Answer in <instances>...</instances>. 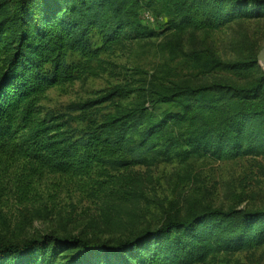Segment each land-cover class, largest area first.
<instances>
[{"label": "rangeland", "instance_id": "rangeland-1", "mask_svg": "<svg viewBox=\"0 0 264 264\" xmlns=\"http://www.w3.org/2000/svg\"><path fill=\"white\" fill-rule=\"evenodd\" d=\"M0 1L10 14L17 0ZM129 1L125 38L102 51L80 79L50 87L40 106L69 114L73 105L116 90L122 97L103 103L102 113L183 115L161 131L162 141L178 140L175 150L154 163L113 169L112 176H0V243L55 235L114 245L207 210H264V137L256 134L258 123L264 129V87L253 96L212 93L164 102L178 88L255 85L264 76L257 59L264 49V3ZM248 112L257 126L244 117ZM235 124L248 132L238 136ZM198 136L208 138L207 153L181 157ZM257 136L256 151L230 157L233 144L245 148ZM219 147L217 158L211 150ZM203 226L204 236L173 231L169 238L186 252L191 241L201 244L209 235L189 264H264L258 224L245 228L233 218ZM247 233L236 247V236Z\"/></svg>", "mask_w": 264, "mask_h": 264}, {"label": "trees", "instance_id": "trees-1", "mask_svg": "<svg viewBox=\"0 0 264 264\" xmlns=\"http://www.w3.org/2000/svg\"><path fill=\"white\" fill-rule=\"evenodd\" d=\"M129 7H133L129 0H17L8 14L7 5L0 1V176H112L109 172L113 169L154 163L175 150L178 140L172 137V142L162 141L161 131L183 121V115L165 113L161 117L157 112H130L117 117L102 113L103 103L122 97L116 90L73 105L69 114L40 106L50 87L80 79L102 51L125 38L130 32L126 30L131 22ZM100 41L101 46H96L94 42ZM263 87L264 76L250 87L215 84L178 88L164 102L189 96L204 98L212 93L253 96ZM244 117L257 126L254 112ZM247 132L242 126L235 131L238 136ZM256 134L264 137L259 123ZM207 140L198 136L193 148L179 155L188 159L206 154L211 148H207ZM258 143L259 137L250 140L245 148L233 144L230 157L256 151ZM211 151L221 157L222 148ZM233 218L245 228L258 224L256 233H264V210H207L114 245L55 235L2 242L0 264H189L200 246L203 251L209 235L201 244L191 241V247L184 252L181 246L169 242L171 233L185 231L204 236L207 231L204 226L200 228L203 223ZM247 235L236 236V247L244 243Z\"/></svg>", "mask_w": 264, "mask_h": 264}, {"label": "water", "instance_id": "water-1", "mask_svg": "<svg viewBox=\"0 0 264 264\" xmlns=\"http://www.w3.org/2000/svg\"><path fill=\"white\" fill-rule=\"evenodd\" d=\"M258 61L261 63L262 70L264 71V49H262L257 55Z\"/></svg>", "mask_w": 264, "mask_h": 264}]
</instances>
